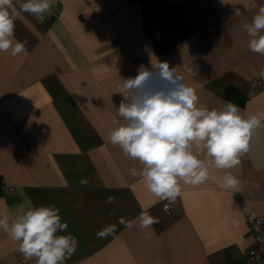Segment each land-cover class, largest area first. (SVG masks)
Returning <instances> with one entry per match:
<instances>
[{
  "label": "crops",
  "instance_id": "1",
  "mask_svg": "<svg viewBox=\"0 0 264 264\" xmlns=\"http://www.w3.org/2000/svg\"><path fill=\"white\" fill-rule=\"evenodd\" d=\"M177 3L191 34L169 50L155 23H144L140 0H55L43 23L18 16L15 36L27 40V52H0V183L11 189L0 190V215L59 208L79 242L65 264H233L253 248L245 213L264 216V55L249 50L242 25L264 0ZM158 63L196 90L199 106L235 104L226 97L231 86L246 96L243 106L235 104L242 114L262 121L239 166L211 168L198 186L182 184L169 213L142 178L129 175L139 161L109 140L118 126L113 118L123 122V80L144 68L152 75L143 88L162 87ZM255 79L262 85L253 86ZM229 172L240 181L236 192L220 187ZM108 196L118 203L106 204ZM142 210L160 222L143 231L117 223ZM110 224L117 231L97 239ZM18 247L0 229V264H36Z\"/></svg>",
  "mask_w": 264,
  "mask_h": 264
},
{
  "label": "clouds",
  "instance_id": "2",
  "mask_svg": "<svg viewBox=\"0 0 264 264\" xmlns=\"http://www.w3.org/2000/svg\"><path fill=\"white\" fill-rule=\"evenodd\" d=\"M54 4L55 0H0V52L12 57L27 52V40L20 41L15 36L18 16L28 13L43 23ZM242 27L249 38V50L264 55V5L251 23ZM154 69L164 81L162 87L150 91L143 88L152 75L144 68L136 77L123 80L120 94L124 100L117 108L123 122L113 118L118 126L110 131L109 140L126 157L139 161L142 167L129 169V175L142 178L148 192L159 202L166 201L162 211L169 213L182 194V184L198 186L209 179L211 168L228 170L239 166L262 121L257 115H243L231 102L219 109L199 106L196 90L175 69L167 63H158ZM80 183L87 184V180ZM239 185V179L229 172L222 177L220 187L236 192ZM116 203V197L106 198V204ZM59 213L54 205H41L29 207L11 219L3 214L0 229L18 243V251L25 259L35 258L36 264H65L79 242L67 233L68 224L62 222ZM159 222V217L143 210L135 219L119 217L117 221L127 229L137 226L142 231ZM238 224V220L233 221L234 226ZM116 231L117 224H110L96 237L103 239ZM145 235L147 238V232Z\"/></svg>",
  "mask_w": 264,
  "mask_h": 264
},
{
  "label": "trees",
  "instance_id": "3",
  "mask_svg": "<svg viewBox=\"0 0 264 264\" xmlns=\"http://www.w3.org/2000/svg\"><path fill=\"white\" fill-rule=\"evenodd\" d=\"M144 23L151 20L155 23L162 44L169 50L184 41L191 34V30L177 3V0H140ZM227 99L239 106H243L246 96L229 86L226 91ZM2 183H0V190Z\"/></svg>",
  "mask_w": 264,
  "mask_h": 264
},
{
  "label": "built area",
  "instance_id": "4",
  "mask_svg": "<svg viewBox=\"0 0 264 264\" xmlns=\"http://www.w3.org/2000/svg\"><path fill=\"white\" fill-rule=\"evenodd\" d=\"M251 84L253 86L262 85L259 79L253 80ZM1 190L5 192L11 191L10 188H6L5 186H2ZM164 203H166V201L160 202L162 208ZM171 211L172 208L170 212ZM245 216L248 232L253 238L254 245L244 260L233 264H264V216H255L249 212H246Z\"/></svg>",
  "mask_w": 264,
  "mask_h": 264
}]
</instances>
